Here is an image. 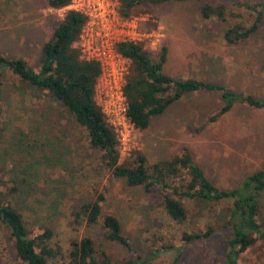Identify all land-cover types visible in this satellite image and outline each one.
<instances>
[{
    "label": "rangeland",
    "instance_id": "374dc122",
    "mask_svg": "<svg viewBox=\"0 0 264 264\" xmlns=\"http://www.w3.org/2000/svg\"><path fill=\"white\" fill-rule=\"evenodd\" d=\"M216 1L226 5L225 22L206 20L200 14L204 3L215 0L143 4L126 20L134 27L135 42L153 58H158L163 47L167 49L163 66L167 75L201 79L264 99V18L257 33L237 45H228L222 38L232 25L252 22L254 14L244 4L264 5V0ZM47 2L0 0L1 55L23 59L37 69L42 45L70 9H53ZM0 81L1 191L22 214L33 236L46 229L53 232V248H59L53 264H65L71 238L87 236L110 255L112 264L129 259L123 248L104 240L99 225L87 226L84 219L75 222L79 206L98 195L104 197L103 214L117 217L139 253L149 257L154 247L172 246L148 264H222L231 234L230 228L222 227L225 204L184 200L188 218L175 224L155 208L151 195L129 187L100 166L99 154L90 148L85 131L57 103L6 71ZM108 94L98 89L95 101L111 113L120 102L117 94ZM222 103L217 91L186 94L152 118L145 130L127 127L129 138L119 148L120 161L138 152L154 164L187 148L193 163L213 185L238 187L247 175L264 167V109L236 103L218 121L208 122ZM12 187L17 190L9 195ZM259 207L264 219V192ZM206 227L216 228L209 238L182 240L183 233L202 232ZM0 264H19L4 231H0ZM238 264H264V242L259 239Z\"/></svg>",
    "mask_w": 264,
    "mask_h": 264
},
{
    "label": "trees",
    "instance_id": "16d2710c",
    "mask_svg": "<svg viewBox=\"0 0 264 264\" xmlns=\"http://www.w3.org/2000/svg\"><path fill=\"white\" fill-rule=\"evenodd\" d=\"M72 0H48L53 9L68 7ZM191 0H118L117 13L121 19L130 18L134 10L143 4L183 3ZM231 1V0H221ZM254 14L252 22L242 21L226 29L223 41L237 45L252 37L259 30L264 18V5L244 4ZM206 20L225 22L226 5L223 2H206L200 8ZM87 18L75 10H67L63 19L53 30L51 37L42 45L37 69L20 58H7L0 54V76L10 73L19 82L45 94L59 105L61 110L74 119L86 133L91 149L99 154L100 166L112 177L123 179L129 187H138L154 198V206L175 224H183L188 218L184 200L211 204H225L222 209L226 218L223 228H230L227 248L222 264H238L239 258L253 247L259 239L264 242V219L259 198L264 192V167L247 175L235 188L222 189L213 185L203 171L193 163L187 148L172 159L148 164L146 158L134 152L125 162L120 161L119 142L113 127L95 101V85L101 73L100 65L94 61L80 59L74 46L78 41ZM249 23V24H246ZM116 51L128 62V73L122 86L126 101V117L137 130H145L152 118L186 94L195 92L220 93L223 101L219 112L208 122L215 123L236 104L253 109H264V99L251 94L237 93L216 83L201 79L175 78L163 72L167 49L162 48L158 58H153L142 45L121 42ZM2 83L0 81V92ZM1 115V108H0ZM2 128L0 126V141ZM3 170L0 166V231L6 232L12 242L15 259L19 264H53L59 248H53V232L46 229L33 236L22 214L1 191L4 186ZM17 190L12 187L9 195ZM156 192L160 195H156ZM104 197L98 195L94 201L79 206L74 214L75 222L84 219L87 226L99 225L105 241L116 244L130 255L121 264H148L150 259L171 245L154 247L150 256L139 253L124 234L120 221L114 215L103 214ZM216 228L206 227L197 233H183L184 242L205 240ZM65 264H112L110 255L90 237L71 238Z\"/></svg>",
    "mask_w": 264,
    "mask_h": 264
},
{
    "label": "built area",
    "instance_id": "2783aa9c",
    "mask_svg": "<svg viewBox=\"0 0 264 264\" xmlns=\"http://www.w3.org/2000/svg\"><path fill=\"white\" fill-rule=\"evenodd\" d=\"M75 2L76 0L71 1L69 10L80 12L87 18L75 47L80 52L81 60L94 61L100 65L101 73L95 85V94L98 89L104 88L106 97L109 96L108 93L110 96L118 95V109L115 108L110 113L100 105L98 107L108 118L106 122L114 128L120 148L128 142L127 127L135 128L126 117L127 106L122 95L128 62L117 53L115 46L127 41L136 43L131 34L134 27L128 20L121 19L116 10L118 3L113 0H79L77 4Z\"/></svg>",
    "mask_w": 264,
    "mask_h": 264
}]
</instances>
